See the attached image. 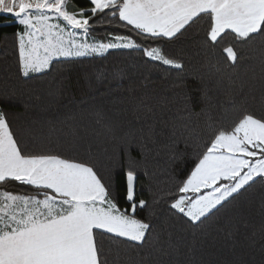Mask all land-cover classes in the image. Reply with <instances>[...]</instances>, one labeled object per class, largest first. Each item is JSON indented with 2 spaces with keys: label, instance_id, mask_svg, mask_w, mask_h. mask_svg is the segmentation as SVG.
Masks as SVG:
<instances>
[{
  "label": "trees",
  "instance_id": "1",
  "mask_svg": "<svg viewBox=\"0 0 264 264\" xmlns=\"http://www.w3.org/2000/svg\"><path fill=\"white\" fill-rule=\"evenodd\" d=\"M69 6L78 11L91 7L89 0H69ZM103 15L90 21L94 40L107 42L112 33L155 46L120 27L122 22L99 25ZM14 19L0 13V98L10 97L0 107L27 153L92 162L101 175L111 176L124 208L126 169L120 166L126 161L115 146L126 134L145 145L142 159L139 149L132 153L139 161L137 199L148 200L161 238L140 250L121 245L119 264H264V180L196 226L169 207L178 183L217 130H230L244 111L264 118V37L237 43L239 59L232 66L223 52L232 37L207 47L208 21L200 19L178 39L163 44L167 55L183 63L182 71L149 60L142 49L119 48L102 56L59 58L46 71L24 77L16 39L23 26ZM181 80L186 87L177 88ZM4 189L36 191L16 181ZM147 217V209L138 211V218ZM168 233L171 247L165 243ZM103 249L111 264L116 245L104 239Z\"/></svg>",
  "mask_w": 264,
  "mask_h": 264
},
{
  "label": "snow or ice",
  "instance_id": "2",
  "mask_svg": "<svg viewBox=\"0 0 264 264\" xmlns=\"http://www.w3.org/2000/svg\"><path fill=\"white\" fill-rule=\"evenodd\" d=\"M68 3L0 0V13L10 14L23 26L16 33L22 76L44 72L59 58L102 56L119 48L142 49L149 60L182 71L183 63L167 55L163 44L178 39L200 19L208 21L207 47L232 37L233 42L223 48L232 66L239 59L237 43L264 37V0H89L91 7L79 11H69ZM98 14H104L99 25L122 22L120 27L155 46L144 47L132 35L112 33L107 42L89 43L90 21ZM81 33L83 40L78 39ZM175 86L186 87L182 80ZM8 99L0 98V104ZM185 99L192 103V97ZM144 148L127 134L115 146L126 161L120 166L126 169L122 199L127 207L122 208L111 176L101 175L92 162L27 153L0 107V264H109L104 239L116 245L111 264H119L121 245L140 250L150 242L159 243L161 233L151 220L155 212L148 200L137 199L139 161L132 153L139 149L142 159ZM258 179L264 180V118L244 111L230 130L214 133L178 183V195L169 207L196 226ZM10 181L36 191H7L4 186ZM146 209L148 217L138 218V211ZM165 243L172 246L171 233ZM161 251L168 254L164 247Z\"/></svg>",
  "mask_w": 264,
  "mask_h": 264
},
{
  "label": "rangeland",
  "instance_id": "3",
  "mask_svg": "<svg viewBox=\"0 0 264 264\" xmlns=\"http://www.w3.org/2000/svg\"><path fill=\"white\" fill-rule=\"evenodd\" d=\"M68 10L69 11H78V10H76V9H74L73 8V6H69V3H68ZM14 21H15V19H14ZM78 39H80V40H83V39H85V37L83 36V34L81 33L79 36H78ZM88 39V42L89 43H94V42H102V41H97V40H94V38L91 36V34L89 35V37L87 38Z\"/></svg>",
  "mask_w": 264,
  "mask_h": 264
}]
</instances>
